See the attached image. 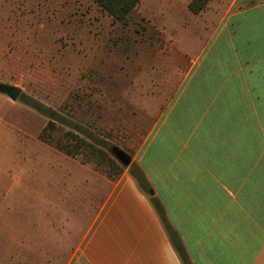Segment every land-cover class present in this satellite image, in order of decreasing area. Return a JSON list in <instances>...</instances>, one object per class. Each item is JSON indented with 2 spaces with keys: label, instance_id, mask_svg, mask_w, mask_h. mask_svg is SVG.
<instances>
[{
  "label": "rangeland",
  "instance_id": "rangeland-1",
  "mask_svg": "<svg viewBox=\"0 0 264 264\" xmlns=\"http://www.w3.org/2000/svg\"><path fill=\"white\" fill-rule=\"evenodd\" d=\"M177 1L168 26L165 0H141L123 21L93 0H0V83L98 139L58 122L44 136L47 116L0 94V264H69L89 203L125 169L109 148L133 158L142 146L178 85L163 74L180 29L197 23L187 11L213 0Z\"/></svg>",
  "mask_w": 264,
  "mask_h": 264
},
{
  "label": "crops",
  "instance_id": "crops-1",
  "mask_svg": "<svg viewBox=\"0 0 264 264\" xmlns=\"http://www.w3.org/2000/svg\"><path fill=\"white\" fill-rule=\"evenodd\" d=\"M165 1L175 25L183 6ZM187 15L163 74L178 85L132 163L193 264H264V0ZM99 192L69 264H183L130 168Z\"/></svg>",
  "mask_w": 264,
  "mask_h": 264
},
{
  "label": "trees",
  "instance_id": "trees-1",
  "mask_svg": "<svg viewBox=\"0 0 264 264\" xmlns=\"http://www.w3.org/2000/svg\"><path fill=\"white\" fill-rule=\"evenodd\" d=\"M93 1L98 6H100L103 10H105L111 17L115 18L117 21L125 20L128 17V15L131 13V11L135 9L141 2V0H93ZM21 99L25 101L27 105L34 108L36 111H38L39 113H42L43 115L47 116L50 119V122L48 123L44 131V136L47 135L48 130L55 131L56 123L58 122V123L66 124L70 127H73L74 130H76L77 132H80L81 134H84L85 136H87L93 141L98 140L95 137V135L86 131L84 127H80L79 125L64 119L61 115L57 114L55 110L48 109L41 103L25 95H22ZM48 133L50 136L51 133L50 132ZM73 136H75V133H73ZM128 168H130V172L132 176L137 180V183L140 186V188L144 190L146 193H149V191L151 190V187L142 169H140V167L134 163H131V165ZM123 171L124 169H122V171L120 172L122 173ZM150 199L152 201V204L158 211L160 217L162 218L165 229L168 235L170 236V239L172 241V244L175 250L180 256L182 263L183 264H193L190 256L188 255V252L185 246L183 245L182 241L179 238L178 233L175 231L174 227L168 220L161 201L154 195L152 196L150 195Z\"/></svg>",
  "mask_w": 264,
  "mask_h": 264
},
{
  "label": "water",
  "instance_id": "water-1",
  "mask_svg": "<svg viewBox=\"0 0 264 264\" xmlns=\"http://www.w3.org/2000/svg\"><path fill=\"white\" fill-rule=\"evenodd\" d=\"M22 88L14 85L0 83V94L10 98L13 102H17L22 96ZM111 155L122 165L127 168L132 163V157L126 151L118 146H111L109 148ZM149 194L154 195V191H150Z\"/></svg>",
  "mask_w": 264,
  "mask_h": 264
}]
</instances>
